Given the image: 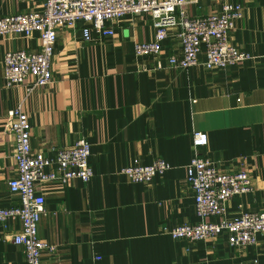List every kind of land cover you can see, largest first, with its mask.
<instances>
[{"label": "crops", "instance_id": "0c3cea01", "mask_svg": "<svg viewBox=\"0 0 264 264\" xmlns=\"http://www.w3.org/2000/svg\"><path fill=\"white\" fill-rule=\"evenodd\" d=\"M226 2L243 6L231 43L252 56L226 68H206L205 54L196 66L170 67L168 57L182 55L175 30L158 55H138L136 44L153 40L156 28L150 15L133 14L106 22L112 34L92 29V41L82 23L60 27L53 81L29 90L33 76L7 86L3 58L11 50H39L38 34L0 36V207L19 203L8 185L16 175L10 110L21 106L28 114L36 153L54 158L80 139L91 146L90 181L39 187L46 199L39 237L55 247L43 253V264H264V235L235 248L226 234L191 242L166 231L200 220L187 183L197 130L209 137L202 157L223 173L246 170L251 177L253 191L231 199L226 217L264 211V0H201L185 9L207 15ZM42 8L41 1L0 0V17ZM158 159L172 167L151 183L131 182L122 172L136 160ZM21 228L18 219L0 226V264H28L13 241Z\"/></svg>", "mask_w": 264, "mask_h": 264}, {"label": "built area", "instance_id": "2783aa9c", "mask_svg": "<svg viewBox=\"0 0 264 264\" xmlns=\"http://www.w3.org/2000/svg\"><path fill=\"white\" fill-rule=\"evenodd\" d=\"M24 1H41L43 8L0 17V36L31 38L37 33L41 46L35 51L18 49L5 53L4 77L8 87L22 84L29 76L34 78L29 90L53 81L52 61L60 27L74 28L82 23L84 39L92 41V29L99 34H112V29H106V22L133 14L150 15L156 28L153 40L136 44L138 55H158L170 30H175L182 45V55L168 57L170 67L186 69L196 66L200 63V54H205L203 64L208 69L234 66L252 57L231 43V33L243 16L241 4L226 2L220 11L190 16L185 6L201 0ZM32 129L31 120L21 106L8 112L6 130L15 137L13 158L16 164V175L8 185L19 195V203L0 207V226L8 228L11 220H20L22 228L13 241L23 246L28 264H43V253L54 251L55 247L39 237V221L46 205L39 187L76 178L88 182L94 172L90 164L91 146L87 140L80 139L74 145L59 149L53 158L33 151ZM208 141L206 132H194L195 150L188 164L187 182L194 190L195 209L200 220L166 231L175 240L200 242L226 234L228 243L236 248L255 244L258 237L264 235V212L247 211L233 218L226 217L231 199L253 191L251 177L246 170L223 173L208 157H202L199 149ZM171 167L164 159L150 165H142L136 160L122 172L131 182L150 183L157 174H163ZM214 216L222 220H207Z\"/></svg>", "mask_w": 264, "mask_h": 264}, {"label": "rangeland", "instance_id": "374dc122", "mask_svg": "<svg viewBox=\"0 0 264 264\" xmlns=\"http://www.w3.org/2000/svg\"><path fill=\"white\" fill-rule=\"evenodd\" d=\"M197 131H199V130H197ZM193 138H194V134H193ZM156 176H157V175H156ZM156 176H155V177H156ZM155 177H154V178H155ZM187 177H188V176H187ZM154 178H153V180H154ZM153 180H152L151 182H153ZM151 182H150V183H151ZM135 183H136V182H135ZM187 183H188V182H187ZM188 185H189V187L193 190L192 186H191L189 183H188ZM193 191H194V190H193ZM257 212H258V211H257ZM260 212H264V211H260ZM214 217H216V216H214ZM255 243H256V242H255ZM252 245H253V244H252ZM231 246H232V245H231ZM232 247H234V246H232ZM235 248H236V247H235Z\"/></svg>", "mask_w": 264, "mask_h": 264}]
</instances>
